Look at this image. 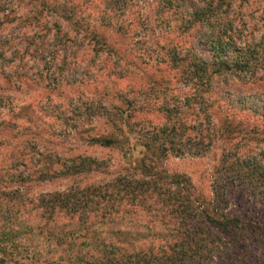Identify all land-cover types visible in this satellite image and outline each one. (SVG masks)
I'll use <instances>...</instances> for the list:
<instances>
[{"label":"rangeland","instance_id":"obj_1","mask_svg":"<svg viewBox=\"0 0 264 264\" xmlns=\"http://www.w3.org/2000/svg\"><path fill=\"white\" fill-rule=\"evenodd\" d=\"M3 1L5 9L17 15L30 9V1ZM84 1L89 8L86 13L94 16L87 18L92 22L77 26L82 39L72 37L65 42H53L48 38L42 44L45 48L32 46V51L28 52L23 33L34 32L35 22H3L0 26V36L2 34L5 40L4 55L8 58L16 51L10 67L0 74V164L5 171L9 170L4 177L0 173V225L6 227L10 236L20 234L23 239L13 241L17 245L13 248L9 247L13 244L9 236H0V239L7 238L5 258L0 256V264H35L36 259L44 260L42 264H73L72 256L84 249L87 240L96 233L99 237L105 235L119 241L117 243L133 242L145 235L143 240L148 241L154 234H165L159 223L167 221L170 213L166 216L152 211L137 215L128 205L124 208L127 211H118L111 222L98 223L94 217L82 224L76 216L60 211L47 233L42 231L34 236L27 232L25 219L38 217L40 211L34 207L35 202H31L33 198L46 193L72 192L75 188L83 190L90 184L101 185L111 175L130 171L133 159L149 157L150 151H155L158 141L153 140V132L166 122V109L174 123L191 122L189 110L184 106L187 87L179 73L160 58V52L175 45L182 36L174 27L169 29L160 23L153 0H142V3L131 0L130 10L119 15L126 20L125 38L102 25L99 19L104 6L102 0ZM233 10L242 39L258 42L264 35V0H246ZM57 14L47 13L38 23L48 19L47 26L52 27L58 19L65 29L66 21L59 20ZM97 44L106 47L104 52L90 50ZM51 71L53 75L47 77ZM256 72L264 85V70ZM257 90L264 92L261 87ZM212 114L214 122L224 116L220 109ZM230 120L233 127L240 118L234 116ZM256 122L264 123L258 119ZM222 130L233 132L232 143L243 141L242 133L221 128L198 155L168 153L160 157L156 167L167 174L185 177L192 186L190 196L208 200L214 167L226 152ZM255 130L254 136L261 139L264 126L256 125ZM110 132L120 139L126 138L129 152L102 147L89 140ZM186 136L187 129L182 137ZM143 143H148L149 149L143 147ZM22 155L31 161L37 158V165L42 168L56 160L54 166L58 167V173L49 174L60 175L38 180L30 174L32 178L28 180L15 181L18 171L29 172L27 164L17 165L16 171L9 168ZM81 159L89 164V173L67 175L64 166L75 165ZM226 198L225 214L248 229L243 234L244 247H236L229 259L217 255L208 264H264V205L239 188L228 191ZM116 230L120 234H114ZM155 230L161 231L156 233Z\"/></svg>","mask_w":264,"mask_h":264},{"label":"trees","instance_id":"obj_2","mask_svg":"<svg viewBox=\"0 0 264 264\" xmlns=\"http://www.w3.org/2000/svg\"><path fill=\"white\" fill-rule=\"evenodd\" d=\"M26 1H30V9L27 13L17 15L12 10H6L4 1L0 0V26L3 22H35L34 32L23 33L24 42L28 46L24 50L28 52L32 51V46L45 48L42 44L46 43L48 38L53 42H65L72 37L82 39V35L78 36L77 26L92 22L91 18L94 16L91 12L86 13L89 8L84 0ZM245 1L153 0L156 4L154 12L158 14L160 23L169 29L174 27L175 32L182 36L175 45L171 44L161 51L160 58L163 63L179 73L181 82L187 87L184 106L189 110L187 114L191 122L187 125L174 123L171 121L170 111L166 109V122L153 132V140L158 141L155 151H150L149 157L133 159L130 171L111 175L101 185L90 184L83 190L75 188L72 192L46 193L33 198L31 202H35L34 207L40 211L38 217L25 219L28 233L34 236L42 231L47 233L58 217L56 213L60 211L65 215L76 216L77 221L82 224L94 217H97L95 219L98 223H103L105 220L111 222L118 211L125 213L127 210L124 208L128 205L133 209V214L137 215H147L152 211L161 212L158 214L166 216L170 213L167 221L159 223L165 234H154V237L147 238L148 241L143 240L145 235L144 238L134 239L133 242L117 243L119 241L115 242L105 235L99 237L96 233L87 240L84 249H80L83 251L78 250L79 252L72 256L73 264H208L217 255L229 259L236 247H244L243 234L248 229L236 218L228 217L224 209L226 193L236 188L244 191L255 202L264 205V136L261 139L254 136L256 125L264 126V123L256 122L257 119L264 122V92L257 90L264 88V85L256 72L257 69L258 72L264 70V35L254 43L244 41L240 36L233 7ZM102 2L104 6L99 18L102 25L125 38L128 32L123 28L127 26L126 20L120 19L119 15L130 10L132 1ZM135 4L137 2H134L133 6H136ZM44 12L58 13L59 20L66 21L65 29L57 22L58 19L52 27L47 26L48 19L38 23L39 19L45 17ZM89 15L91 18L87 21ZM4 46L5 40L1 34V75L6 67H10L14 59L12 54L16 52L10 53L7 58L2 51ZM104 49L106 47L102 44L90 48L95 53L104 52ZM41 59L43 60L44 56ZM52 75L51 71L47 77ZM218 109L223 111L224 116L220 121L214 122L212 112ZM234 116H238L240 121L230 127L233 122L230 119ZM119 128L123 129L116 127L117 130ZM221 128L233 130L237 134L242 133L240 139L243 141L232 143L230 136L233 132L230 134V131L222 130L224 141L227 143L224 146L226 152L214 167L211 196L208 200L197 195L191 197L192 186L185 177L167 174L163 169L156 167L160 157L168 153L198 155ZM185 129L189 137L183 138ZM89 140L102 147H117L121 152H129V147L125 144L126 138L120 139L111 132L91 137ZM143 147L149 149V144L143 143ZM20 164L29 165V172L18 171L15 181L28 180L32 178L30 174L38 180L60 175L55 176L58 173V167L54 166L56 160L42 168L37 165V158L31 161L29 157L22 155V158L14 160L13 167L9 168L16 171L15 167ZM2 167L1 163L0 173L4 177L9 174V170L5 171ZM64 167L66 174L70 176L90 171L89 164L84 159L75 165ZM155 231L160 233L161 230ZM115 232L116 235L120 234L118 230ZM10 234L4 225H0V236H9L13 243L9 247L15 248L17 245L13 241L21 242L22 236ZM5 239H0V256L3 258L6 253ZM42 261L44 260L36 259L35 264H42Z\"/></svg>","mask_w":264,"mask_h":264}]
</instances>
